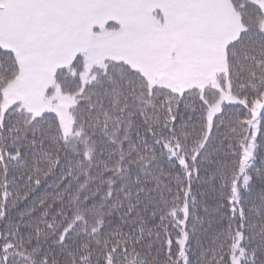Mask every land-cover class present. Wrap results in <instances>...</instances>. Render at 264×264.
Here are the masks:
<instances>
[{"label":"snow or ice","instance_id":"obj_1","mask_svg":"<svg viewBox=\"0 0 264 264\" xmlns=\"http://www.w3.org/2000/svg\"><path fill=\"white\" fill-rule=\"evenodd\" d=\"M0 264H264V0H0Z\"/></svg>","mask_w":264,"mask_h":264}]
</instances>
